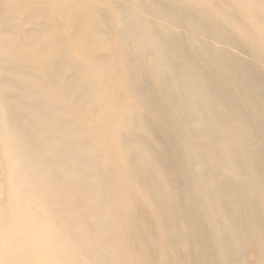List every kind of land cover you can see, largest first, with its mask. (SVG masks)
Returning <instances> with one entry per match:
<instances>
[{
  "label": "rangeland",
  "instance_id": "obj_1",
  "mask_svg": "<svg viewBox=\"0 0 264 264\" xmlns=\"http://www.w3.org/2000/svg\"><path fill=\"white\" fill-rule=\"evenodd\" d=\"M250 2L13 0L0 89L8 131L23 129L13 147L1 131L0 264H264V198L238 206L260 247L213 198L254 172L230 170L255 149L233 111L264 112L238 71L264 73V2Z\"/></svg>",
  "mask_w": 264,
  "mask_h": 264
},
{
  "label": "bare ground",
  "instance_id": "obj_2",
  "mask_svg": "<svg viewBox=\"0 0 264 264\" xmlns=\"http://www.w3.org/2000/svg\"><path fill=\"white\" fill-rule=\"evenodd\" d=\"M25 1H31V0H25ZM262 1L264 2V0ZM247 2L251 3L250 0H247ZM12 3H13V0H5L4 2L0 0V21L1 20L5 21V19L6 20L8 19V17L10 16V12L6 11L5 9L11 6ZM254 9H255L256 14L260 16H264V8L260 9L254 6ZM238 71L243 76L244 83L248 85V83L250 82L252 84V88H255L254 91L252 89L251 90L253 91V94H256L258 97L256 96L253 97V100H252L253 106L264 105V73L260 72L259 70L251 66L246 61L239 62ZM251 81H253L254 84ZM257 86H261L262 91L256 90ZM4 93L6 92L0 89V107L2 108L6 116L4 121L0 120V146L4 150L2 155H8V154L12 155L13 150L1 142L2 140L1 131L3 130L6 131V135L12 147L15 142H19V138H17L16 133H15L16 131L14 132L8 131V128H7V125L8 127H10V125L12 126V122L10 121L8 117L10 115L9 111L8 110L5 111L6 109H8L7 102H6L8 98L7 97L4 98ZM226 105L229 108H234L237 104L233 98H229L226 100ZM227 107L226 109H229ZM227 113L230 115L232 114L230 109L227 110ZM233 113H234V116H236L235 119L237 121H243V123L245 124V134L253 140V142L255 143V149L253 150L250 156L247 155L246 153L237 151L236 155L232 157L231 159L230 170L232 172H235L237 175L243 174V170H242L243 168L241 167V165L242 166L243 164L246 165L249 160L250 164L248 166L253 167L254 172L252 174V177L248 178L247 182L250 184H253L254 182L261 183V184H259L256 188L252 187L250 184H249L250 187H248L247 185H243V184H237V185L235 184L234 186L238 188L239 190L237 192L239 193V195L238 196L236 195V198H235L234 193H231V196L228 197L227 195L223 194V192H221V194H215V195L213 194L214 195L213 198L219 200L220 203L216 202L217 206L223 207L227 209V211H229L228 213H226L224 212L223 208L219 210L222 213L221 215L222 218H227V222L231 224L233 228V233L235 232V225L239 229L244 231V236L242 237L240 244L246 245L249 243H256L260 247V243H261L260 240L252 238V235L250 234V230L247 226V220L245 219L249 217L251 214L247 210H245L247 214H246V217L244 218L243 215L241 214V208H239L238 206L242 205L249 209V207L253 205L254 200L264 198V112H263V115L260 116L259 118H252L251 114H247L246 112L242 110L238 112L233 111ZM231 118L234 119L233 117ZM198 132H202L200 133V135L203 134V131L201 128L197 129V134ZM208 132H209V129H207L204 132V134ZM211 132H212L213 137L215 138L218 137L217 130H213ZM241 137H242L241 134H238L236 138L237 140H239ZM3 169H4L3 172L7 175L6 183L4 182L3 185L4 187L6 186L9 187L10 184H12L13 182L12 179L9 177V173L11 172L12 167L9 166ZM202 170L200 169L195 174V178H193L194 180L205 177V168L203 167ZM217 179L221 183V188L224 187L226 189L228 187L229 179H228L227 174L222 173L220 175H217ZM20 189L21 187L18 186L17 193H18V190ZM6 194L9 195L12 200L15 201L14 195L9 193L8 190H6ZM230 199H232L231 205H230ZM249 200L251 201L248 202ZM211 211H216V210L212 209ZM194 218L197 223L201 224L200 223L201 214L199 212H195ZM1 222H2V218H0V223ZM263 227L264 225L261 227V231L264 233ZM6 240H9V238H6ZM4 252H5V249L1 246V243H0V256ZM36 258H37L38 264H43L40 262L39 254L37 255ZM167 260H170V259L168 258ZM191 261H193V258H191ZM44 264H49V263H44Z\"/></svg>",
  "mask_w": 264,
  "mask_h": 264
},
{
  "label": "water",
  "instance_id": "obj_3",
  "mask_svg": "<svg viewBox=\"0 0 264 264\" xmlns=\"http://www.w3.org/2000/svg\"><path fill=\"white\" fill-rule=\"evenodd\" d=\"M22 127H23V126H22ZM22 127H20V126H16V128H15V129H16V132H15V133H16V136H17V138H19V139H20V133H21V131H22V129H23ZM25 141H26V140H25ZM22 142H24V141H21V143H22ZM31 146H35V145L33 144V145H31ZM28 147H30V146H28Z\"/></svg>",
  "mask_w": 264,
  "mask_h": 264
}]
</instances>
